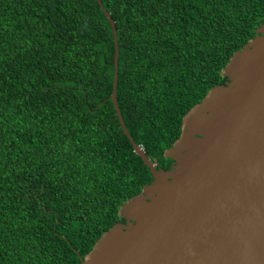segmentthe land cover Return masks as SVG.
I'll return each mask as SVG.
<instances>
[{"label":"trees","instance_id":"trees-1","mask_svg":"<svg viewBox=\"0 0 264 264\" xmlns=\"http://www.w3.org/2000/svg\"><path fill=\"white\" fill-rule=\"evenodd\" d=\"M100 1L126 129L167 170L264 0ZM114 53L97 0H0V264H80L152 180L110 100Z\"/></svg>","mask_w":264,"mask_h":264},{"label":"water","instance_id":"water-1","mask_svg":"<svg viewBox=\"0 0 264 264\" xmlns=\"http://www.w3.org/2000/svg\"><path fill=\"white\" fill-rule=\"evenodd\" d=\"M110 100L121 129L152 180L118 210L116 222L80 264H264V24L183 117L157 168L131 138L116 99L114 21Z\"/></svg>","mask_w":264,"mask_h":264},{"label":"flooded vegetation","instance_id":"flooded-vegetation-1","mask_svg":"<svg viewBox=\"0 0 264 264\" xmlns=\"http://www.w3.org/2000/svg\"><path fill=\"white\" fill-rule=\"evenodd\" d=\"M171 164H172V163H171ZM171 164H170V165H171ZM170 165H169V167H170Z\"/></svg>","mask_w":264,"mask_h":264}]
</instances>
